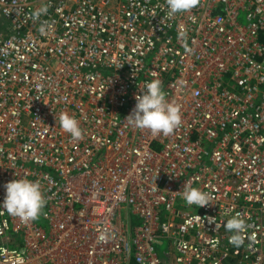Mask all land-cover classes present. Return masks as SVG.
Wrapping results in <instances>:
<instances>
[{
  "label": "built area",
  "instance_id": "obj_1",
  "mask_svg": "<svg viewBox=\"0 0 264 264\" xmlns=\"http://www.w3.org/2000/svg\"><path fill=\"white\" fill-rule=\"evenodd\" d=\"M263 35L264 0L171 18L166 0H0V203L21 178L47 201L46 228L0 208V264H264ZM154 78L180 108L168 136L125 120Z\"/></svg>",
  "mask_w": 264,
  "mask_h": 264
},
{
  "label": "clouds",
  "instance_id": "obj_2",
  "mask_svg": "<svg viewBox=\"0 0 264 264\" xmlns=\"http://www.w3.org/2000/svg\"><path fill=\"white\" fill-rule=\"evenodd\" d=\"M198 3L199 0H166L167 16L171 18L174 15L189 12ZM47 10V7H41L34 13L33 18L38 19L41 15L46 14ZM40 32L42 34L45 32L44 25H41ZM185 35L181 33L180 38L184 39ZM140 90L141 94L135 97L134 109L125 119L127 123L136 129H147L153 136L173 134L182 123L180 108L178 105L168 102L161 80L154 78L150 82H146ZM58 119L60 128L68 133L73 141H80L84 138V130L75 117L61 112ZM4 188L5 198L0 203V208L8 215L18 217L26 223L39 220L47 203L39 181L26 178L13 179L7 182ZM182 197L187 205L204 207L211 203L208 193L190 185L184 186ZM225 229L227 232L233 233L229 238L231 244L235 246L243 244L246 223L240 213L228 219Z\"/></svg>",
  "mask_w": 264,
  "mask_h": 264
},
{
  "label": "rangeland",
  "instance_id": "obj_3",
  "mask_svg": "<svg viewBox=\"0 0 264 264\" xmlns=\"http://www.w3.org/2000/svg\"><path fill=\"white\" fill-rule=\"evenodd\" d=\"M39 224L43 227L46 228V222L43 220H39ZM167 248H168V242L166 240H163L160 244H157L155 246V249L159 255V258L161 259V261L163 263L166 262V252H167Z\"/></svg>",
  "mask_w": 264,
  "mask_h": 264
},
{
  "label": "trees",
  "instance_id": "obj_4",
  "mask_svg": "<svg viewBox=\"0 0 264 264\" xmlns=\"http://www.w3.org/2000/svg\"><path fill=\"white\" fill-rule=\"evenodd\" d=\"M261 41L264 44V35L261 37Z\"/></svg>",
  "mask_w": 264,
  "mask_h": 264
}]
</instances>
